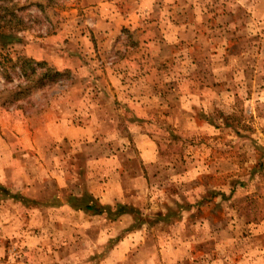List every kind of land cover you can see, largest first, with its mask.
<instances>
[{"label": "rangeland", "instance_id": "obj_1", "mask_svg": "<svg viewBox=\"0 0 264 264\" xmlns=\"http://www.w3.org/2000/svg\"><path fill=\"white\" fill-rule=\"evenodd\" d=\"M0 30V183L108 205L78 260L264 264V0H0ZM3 200L0 264L54 260Z\"/></svg>", "mask_w": 264, "mask_h": 264}, {"label": "crops", "instance_id": "obj_2", "mask_svg": "<svg viewBox=\"0 0 264 264\" xmlns=\"http://www.w3.org/2000/svg\"><path fill=\"white\" fill-rule=\"evenodd\" d=\"M60 127H63L64 129L62 132L63 136L60 137L68 136L70 133H72V131H77L76 128L67 127L65 125H62ZM60 178L61 179L58 180V186L54 191V195L50 199L33 194H28L26 192L21 191L20 189L17 190L14 189L12 191V194L22 193L24 197L28 198L30 201L24 202L9 196H7L6 200L3 201H6L7 203L15 202L18 205L27 204L30 206H34L32 208V212H35V218L38 221L36 222L34 221L35 224H32L33 221H31L27 225V230L29 231L27 236V242H28L27 249H29L30 252H35L36 254L39 251L42 252L43 250L54 252V256H55L54 260L48 262L47 264H83L82 262H84V260L81 259L78 260V254L86 251V248L82 243L84 241L82 235H84L86 232H89V229H85V226L90 221L85 222V220L88 218L93 219L98 215H101L102 213H106L107 215H109L111 209L108 208L107 211L101 213L81 207L84 205V203H88V202L95 203L97 204V206L100 205L108 206V205L101 204L99 200L91 194L90 196L92 198H87L86 196H81L80 198L79 195L75 197L74 194H68L67 189L65 188L66 183L63 181L62 177ZM9 183L8 184L10 186L16 185L14 182L12 183L9 182ZM3 185L6 188L8 186L5 184ZM109 194L110 197L116 196V194H114L112 190L110 191ZM110 200L111 199H109V201ZM121 206H125V205L121 204ZM63 207L69 208L70 209L69 212H67L66 210H64L65 211L64 212L63 210L60 209V208L63 209ZM42 208H45L46 211L45 216L44 215L41 216V214H39L40 211L44 212ZM55 209H59L60 211L51 212L52 210ZM79 213H82L83 215L87 214V217L81 218L80 223L74 224L72 219L75 218L76 215H78ZM17 215L20 222L21 216L19 213ZM95 230H96L95 234L97 236L96 242L101 243L100 242L101 236L104 235V232H102L99 226ZM126 249L128 250L129 248ZM94 250L95 249H92L90 251H94ZM113 251L114 253L120 251V255H122V257L124 256V250L122 244L117 245ZM40 261L41 260L39 259H35V263Z\"/></svg>", "mask_w": 264, "mask_h": 264}, {"label": "trees", "instance_id": "obj_3", "mask_svg": "<svg viewBox=\"0 0 264 264\" xmlns=\"http://www.w3.org/2000/svg\"><path fill=\"white\" fill-rule=\"evenodd\" d=\"M0 33H1V30H0ZM1 40H2V38H1ZM4 41V40H3ZM38 64H41V63H38ZM34 70H36V68L35 67H32V71H34ZM48 75V74H47ZM60 75V72L59 71H55V72H53V74H52V76L51 77H53V78H55L56 76H59ZM43 76H45L46 77V74H44V75H42L41 77L43 78ZM41 78V79H42ZM17 94H18V92H16ZM0 190H1V192L3 191V193H4V197H7V196H9V197H13V198H15V199H18V200H20V201H24V202H28V201H30L28 198H25L24 197V195L22 194V193H16V194H12V192H10L3 184H1L0 183ZM36 201V200H35ZM81 207H83V208H86V209H88V210H91V211H96V212H102L103 211V206L102 205H100V206H97V204H95V203H84V205L83 206H81ZM120 208H122V207H120ZM121 212H122V210H121Z\"/></svg>", "mask_w": 264, "mask_h": 264}]
</instances>
